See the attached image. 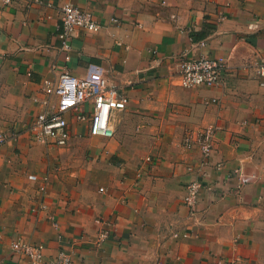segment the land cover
Here are the masks:
<instances>
[{"label":"crops","instance_id":"crops-1","mask_svg":"<svg viewBox=\"0 0 264 264\" xmlns=\"http://www.w3.org/2000/svg\"><path fill=\"white\" fill-rule=\"evenodd\" d=\"M67 3L102 26L76 29L69 52L59 39ZM184 53L224 57L223 85L182 87ZM260 59L264 0H0V264H29L16 241L43 244L48 256L73 250L74 264L262 263ZM96 71L128 96L112 113L113 137L91 135L70 115L67 146L35 142L30 124L46 100L57 103L46 81ZM211 126L204 167L183 139ZM194 180L203 187L192 209L184 197ZM97 218L112 222L102 248Z\"/></svg>","mask_w":264,"mask_h":264},{"label":"built area","instance_id":"built-area-1","mask_svg":"<svg viewBox=\"0 0 264 264\" xmlns=\"http://www.w3.org/2000/svg\"><path fill=\"white\" fill-rule=\"evenodd\" d=\"M3 1L5 4H12L19 0ZM62 14L59 39L61 48L67 52L71 50V39L76 29L98 32L102 27L91 12L71 3L62 7ZM205 45V42H200V46ZM227 67L226 59L221 56L189 57L184 53L178 62L179 83L182 87L190 89L220 87L225 81ZM253 67L260 85L264 86V59L257 60ZM45 92L50 97L56 96L57 103L51 104L46 100L44 110L36 115L28 131L35 142L58 147L67 146L72 137L68 116L72 115L78 122H88L91 135L111 138L115 134L112 113L114 110L125 109L128 104L126 92L112 84L100 71L89 73L83 78L64 72L56 82L46 81ZM215 134L216 128L211 126L196 133L189 132L183 139L186 147L199 150L204 167L210 164ZM6 140L7 136L0 132V146ZM152 161V157L148 156L142 164H152ZM29 178L37 179L35 175H30ZM202 187L203 184L199 180H194L187 186L184 201L192 209ZM42 191L45 192L46 187L43 186ZM100 191H104V188L102 187ZM96 223L100 225L96 244L97 247L102 248L111 235L112 222L97 218ZM12 248L15 252L23 254L29 264H74L73 250L61 248L54 255L48 256L43 244L21 241L13 242Z\"/></svg>","mask_w":264,"mask_h":264},{"label":"rangeland","instance_id":"rangeland-1","mask_svg":"<svg viewBox=\"0 0 264 264\" xmlns=\"http://www.w3.org/2000/svg\"><path fill=\"white\" fill-rule=\"evenodd\" d=\"M85 161L87 162H92L91 157L89 156V153H86L85 155ZM259 257L262 260V263H257V264H264V253L263 252H258ZM214 264H235L234 261H228L227 258H222L221 262L217 260Z\"/></svg>","mask_w":264,"mask_h":264}]
</instances>
